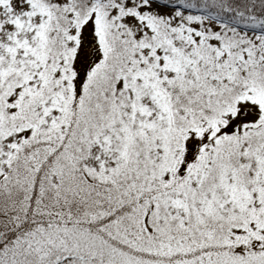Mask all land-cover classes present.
I'll use <instances>...</instances> for the list:
<instances>
[{"label": "snow or ice", "instance_id": "snow-or-ice-1", "mask_svg": "<svg viewBox=\"0 0 264 264\" xmlns=\"http://www.w3.org/2000/svg\"><path fill=\"white\" fill-rule=\"evenodd\" d=\"M0 264H264V0H0Z\"/></svg>", "mask_w": 264, "mask_h": 264}]
</instances>
